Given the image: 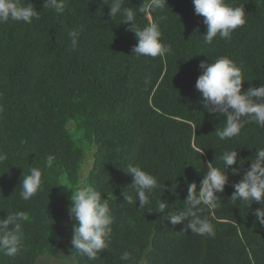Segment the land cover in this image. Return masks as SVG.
Listing matches in <instances>:
<instances>
[{
    "label": "trees",
    "instance_id": "16d2710c",
    "mask_svg": "<svg viewBox=\"0 0 264 264\" xmlns=\"http://www.w3.org/2000/svg\"><path fill=\"white\" fill-rule=\"evenodd\" d=\"M22 2L33 3L39 19L0 24V153L7 154L0 162V218L24 211L28 219L22 250L15 257L0 252V264H36L39 256L57 257L64 249L76 264H264V226L255 217L261 205L249 208L229 199L233 183L251 164L248 158L264 147V128L249 122L239 136L219 140L215 131L224 117L209 113L195 88L201 61L222 55L242 69L243 89L264 83V0H229L245 6L246 23L230 40L218 36L211 45L203 41L204 17L195 14L192 0H168L163 10L138 12L137 24L156 22L170 46L155 58L132 53L135 33L122 17H111V0H66L62 14L44 8L45 0ZM143 2L125 0L124 6L138 9ZM72 30L79 33L75 49ZM224 149H238L245 164L233 166L239 175L226 170L229 182L217 208L200 213L213 223L215 235L185 232L187 221L172 225L168 212L183 206L189 183L199 189L208 163L220 166ZM92 150L91 168L83 175ZM129 164L158 179L149 206L126 203ZM33 166L42 170V186L24 201L19 186ZM81 183L108 199L113 216L109 250L96 260L76 252L64 223L67 188ZM162 199L169 208L157 213ZM125 251L130 261H121Z\"/></svg>",
    "mask_w": 264,
    "mask_h": 264
},
{
    "label": "clouds",
    "instance_id": "9594fccd",
    "mask_svg": "<svg viewBox=\"0 0 264 264\" xmlns=\"http://www.w3.org/2000/svg\"><path fill=\"white\" fill-rule=\"evenodd\" d=\"M105 4V0H103ZM195 14L203 16L206 33L203 41L207 45L213 43L214 38L230 40L232 33L246 23V9L244 5L230 3L229 0H192ZM125 0H111L112 18L120 16L123 23L128 24L129 30L134 31L137 43L132 53L137 56H162L171 51L170 46L163 43L161 31L156 22L151 21L143 26L136 22L137 13L148 14L150 11L163 10L168 0H147L138 8L124 6ZM44 8H49L57 14H62L66 8V0H45ZM33 18L39 19V11L31 2L22 0H0V24L9 20L31 24ZM163 19V17H161ZM71 47L78 46L79 33L77 30L69 32ZM202 74L199 75L195 88L202 94V104L209 113H218L224 117L222 128L216 129L215 135L221 141L231 140L239 136L246 123L254 122L264 128V83L243 89L246 80L242 69L227 55L217 56L211 62L204 60L199 65ZM7 159V154L0 153V162ZM53 156L47 157V166L51 167ZM216 159V158H215ZM251 164L243 173V177L234 182V191L229 197L233 205L253 202L261 207L255 210L257 222L264 226V147L257 148L254 155L248 158ZM220 166L208 163L207 172L199 182L188 185V195L183 206L175 212H168L167 221L172 225L184 221L183 231L191 230L198 235H215V228L207 216L201 218L200 213L206 208L216 209L220 202L225 186L229 182L228 169L232 174L239 175L240 168L233 167L239 162L243 167L245 159L239 156L238 149H224L219 156ZM132 176L128 191H123L127 204L139 202L144 208L151 204L154 191L160 187L156 175L142 168L139 164H129L125 170ZM42 186V170L39 167H29L20 183L19 196L28 201L36 195ZM71 190L68 216L74 223L72 227L71 244L76 252L86 256L89 260H96L98 253L108 249L112 239L113 216L108 199L96 188L81 183ZM174 192V191H173ZM169 208L166 200L157 201L156 212L165 213ZM151 212V209H149ZM28 219L24 211L9 212L6 218H0V252L9 257L17 256L22 250L23 223ZM121 261H130L132 254L125 251L120 256Z\"/></svg>",
    "mask_w": 264,
    "mask_h": 264
},
{
    "label": "rangeland",
    "instance_id": "374dc122",
    "mask_svg": "<svg viewBox=\"0 0 264 264\" xmlns=\"http://www.w3.org/2000/svg\"><path fill=\"white\" fill-rule=\"evenodd\" d=\"M71 131L74 134V137L78 140V143L81 144L80 142V134L76 132L73 126H71ZM94 150L89 152V155L86 159V162L83 166V175H86L88 170L91 168V163H92V156H93ZM62 183L67 184L66 177H62ZM72 192L69 190V199L71 196ZM64 223L69 227V234H72V227L71 225L74 223L69 219V216H67L64 220ZM36 264H76V258L73 254H71L68 250H61L59 255L57 257H54L50 254H45L39 256L37 263Z\"/></svg>",
    "mask_w": 264,
    "mask_h": 264
}]
</instances>
